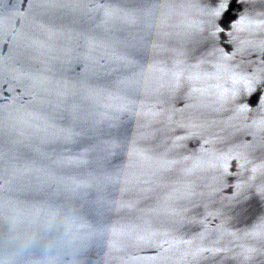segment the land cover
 I'll use <instances>...</instances> for the list:
<instances>
[{"label": "water", "instance_id": "1", "mask_svg": "<svg viewBox=\"0 0 264 264\" xmlns=\"http://www.w3.org/2000/svg\"><path fill=\"white\" fill-rule=\"evenodd\" d=\"M0 264H264V0H0Z\"/></svg>", "mask_w": 264, "mask_h": 264}]
</instances>
